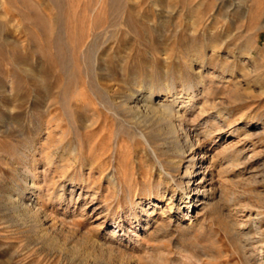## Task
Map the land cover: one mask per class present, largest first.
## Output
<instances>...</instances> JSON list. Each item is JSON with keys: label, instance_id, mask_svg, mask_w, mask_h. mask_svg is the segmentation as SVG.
I'll return each instance as SVG.
<instances>
[{"label": "rangeland", "instance_id": "1", "mask_svg": "<svg viewBox=\"0 0 264 264\" xmlns=\"http://www.w3.org/2000/svg\"><path fill=\"white\" fill-rule=\"evenodd\" d=\"M0 264H264V0H0Z\"/></svg>", "mask_w": 264, "mask_h": 264}, {"label": "bare ground", "instance_id": "2", "mask_svg": "<svg viewBox=\"0 0 264 264\" xmlns=\"http://www.w3.org/2000/svg\"><path fill=\"white\" fill-rule=\"evenodd\" d=\"M171 98L172 96L168 95L164 99H154L150 95L147 100L144 99L140 105L136 104V106H133L132 109L135 114L143 117H152L160 121L162 124L164 136L161 137V140L173 151L172 158L167 162L169 171L164 172L166 169L163 165L161 166L162 172L166 175L165 190L169 193L168 201L171 203L173 198L177 197V200L179 201L178 204L180 206L183 204L187 209H189L193 207L196 201L193 199L194 196L192 191L194 188L191 186L195 182L194 177L196 176H194L193 173L201 168V161L199 160L200 152L197 151V160L188 158L189 153L193 150H197L198 148H195L194 143L192 142L193 140L190 138L192 131L183 125L184 121L182 119L184 117L178 116V111L174 110L172 105H169V100ZM174 100H176V98ZM203 134L209 135V131L205 130ZM183 159H185L184 164L182 163ZM170 171H177V174L173 175ZM204 178L205 177L202 179ZM195 183H197V181ZM38 189H40V187H38ZM13 204L15 207L21 208L29 213L32 212L37 214L40 212V209L35 203L31 204V202L28 203L24 200H19L16 202L13 201ZM141 211L143 212L144 219L146 220L150 213L144 209H141ZM135 217H137V215H135ZM132 220V218L128 219V225L131 226L135 234L133 235L138 236L136 230L139 228L141 222L133 224ZM118 225L119 223L116 224L115 228L118 227Z\"/></svg>", "mask_w": 264, "mask_h": 264}]
</instances>
